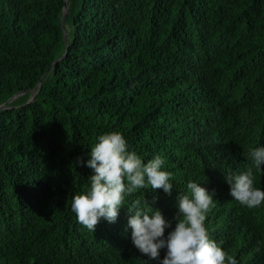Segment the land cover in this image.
Masks as SVG:
<instances>
[{
	"label": "trees",
	"instance_id": "obj_1",
	"mask_svg": "<svg viewBox=\"0 0 264 264\" xmlns=\"http://www.w3.org/2000/svg\"><path fill=\"white\" fill-rule=\"evenodd\" d=\"M4 103L0 264H149L127 206L95 232L71 211L91 174L77 158L110 130L173 174L171 194L149 186L125 205L146 198L172 220L200 182L215 193L209 237L237 264H264V203L240 205L223 175L264 145V0H0Z\"/></svg>",
	"mask_w": 264,
	"mask_h": 264
},
{
	"label": "clouds",
	"instance_id": "obj_2",
	"mask_svg": "<svg viewBox=\"0 0 264 264\" xmlns=\"http://www.w3.org/2000/svg\"><path fill=\"white\" fill-rule=\"evenodd\" d=\"M88 156L87 160L77 158L78 165L91 169L87 186L71 199V211L79 224L95 232L101 219L114 223L121 207L127 206L126 231L130 229L132 245L149 264H237L209 237L205 225L206 215L214 207V191L188 179L186 191L177 196L176 212L170 220L146 198L125 205L126 197L149 186L152 192L162 189L171 194L173 174L165 169L162 155L145 161L131 150L122 132L110 130L96 137ZM248 161L246 168L223 175L231 198L254 208L264 203V189L255 184V172L264 169V145L251 148Z\"/></svg>",
	"mask_w": 264,
	"mask_h": 264
},
{
	"label": "water",
	"instance_id": "obj_3",
	"mask_svg": "<svg viewBox=\"0 0 264 264\" xmlns=\"http://www.w3.org/2000/svg\"><path fill=\"white\" fill-rule=\"evenodd\" d=\"M66 2H67V0H66ZM66 13H67V4H65V7H64V15H63V17H62V21H61V25H62V28H63V29H64V27H65L64 24H65ZM62 59H63V57L57 59L55 62H58V61H60V60H62ZM48 71H49V70H48ZM48 71H47V72H48ZM47 72L41 77V79H40V81H39V83H38L39 88L41 87V84H42V82H43V80H44V78H45ZM19 94H22V92L16 93L14 96H12V97L8 100V102H10L12 99H14L15 97H17ZM6 103H7V102H6ZM6 103L0 105V109L4 108L5 105H6Z\"/></svg>",
	"mask_w": 264,
	"mask_h": 264
}]
</instances>
